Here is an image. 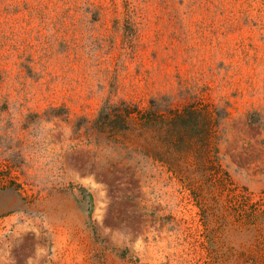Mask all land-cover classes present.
Segmentation results:
<instances>
[{
  "label": "rangeland",
  "instance_id": "374dc122",
  "mask_svg": "<svg viewBox=\"0 0 264 264\" xmlns=\"http://www.w3.org/2000/svg\"><path fill=\"white\" fill-rule=\"evenodd\" d=\"M0 264H264V0H0Z\"/></svg>",
  "mask_w": 264,
  "mask_h": 264
},
{
  "label": "bare ground",
  "instance_id": "6f19581e",
  "mask_svg": "<svg viewBox=\"0 0 264 264\" xmlns=\"http://www.w3.org/2000/svg\"><path fill=\"white\" fill-rule=\"evenodd\" d=\"M86 178H87V177H86ZM87 180H88V178H87ZM89 180H90V179H89ZM92 180H93V179H92ZM93 181H94V180H93ZM94 182H95V181H94ZM92 183H93V182H92ZM99 186H100V185H99ZM96 189H98V188H96ZM98 190H101V189L99 188ZM99 192H100V191H99ZM99 192H98V193H99ZM102 194H103V193L100 194V198H97L98 200L100 199V201H99V205H98L99 207H102V206H103V201L105 200V199H103L104 196L102 197ZM97 203H98V202H97ZM98 211H101V210L98 209ZM97 213H98V212H97Z\"/></svg>",
  "mask_w": 264,
  "mask_h": 264
},
{
  "label": "trees",
  "instance_id": "16d2710c",
  "mask_svg": "<svg viewBox=\"0 0 264 264\" xmlns=\"http://www.w3.org/2000/svg\"><path fill=\"white\" fill-rule=\"evenodd\" d=\"M226 173V172H225ZM227 174V173H226Z\"/></svg>",
  "mask_w": 264,
  "mask_h": 264
}]
</instances>
